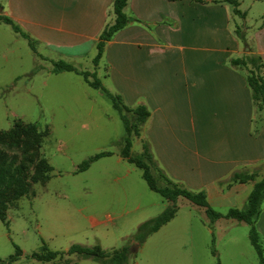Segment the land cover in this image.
<instances>
[{"label":"rangeland","instance_id":"374dc122","mask_svg":"<svg viewBox=\"0 0 264 264\" xmlns=\"http://www.w3.org/2000/svg\"><path fill=\"white\" fill-rule=\"evenodd\" d=\"M239 2L241 11L250 5L264 9V0ZM232 15L234 37L243 45L246 26L241 15L234 10ZM22 40L23 45H11L14 52L10 50L6 59L11 39L0 35V150L10 169L29 185L28 193L19 198L10 190L0 194L4 264L16 246L24 254L12 264H102L78 253L50 262L30 258L43 241L54 251H67L74 243L100 245L107 251L127 246L125 264H260L249 225L216 227L204 208L184 197L177 199L176 216L139 244L133 238L138 226L171 202L150 189L142 169L122 158L123 118L102 90L79 73L52 72L54 60L41 55L36 43L34 51ZM99 63L89 60L77 68L95 72L108 89L106 71H97ZM125 118L130 124L131 115L126 113ZM142 128L138 135L131 133V153L136 156L146 142ZM99 152L111 154L78 170L83 160ZM42 160L44 171L39 173ZM151 171L165 187L158 170L152 166ZM253 172L258 174L256 181L264 177Z\"/></svg>","mask_w":264,"mask_h":264},{"label":"crops","instance_id":"0c3cea01","mask_svg":"<svg viewBox=\"0 0 264 264\" xmlns=\"http://www.w3.org/2000/svg\"><path fill=\"white\" fill-rule=\"evenodd\" d=\"M113 3L0 0V12L36 41L41 55L80 68L94 59L100 34L114 22ZM229 4L128 0L124 11L130 21L106 42L97 69L106 71L105 85L127 106L149 109L142 136L158 167L187 189L205 190L209 204L221 213L246 208L255 184L231 183L234 172L264 173V111L247 81L248 70L264 78V9L242 10V45L234 37ZM2 34L11 39L7 53L14 52L12 44L27 40L0 22ZM238 58L247 66L233 64ZM211 223L245 224L228 218ZM256 227L264 245V200Z\"/></svg>","mask_w":264,"mask_h":264},{"label":"trees","instance_id":"16d2710c","mask_svg":"<svg viewBox=\"0 0 264 264\" xmlns=\"http://www.w3.org/2000/svg\"><path fill=\"white\" fill-rule=\"evenodd\" d=\"M196 2H204L203 0H194ZM233 6V10L236 14L244 16V12L239 9V0H225ZM128 3V0H114L113 11L115 14V20L113 23L108 24L102 33L100 34V40L97 45L98 52L93 59V63L98 65L101 59L106 42L109 41L113 35L120 29L124 28L130 21L129 17L125 13L124 9ZM0 22L8 24L16 33H20L24 38H26L35 51L36 41L32 39L23 29L16 24L9 16L0 12ZM245 40V36H242ZM255 61V59H254ZM233 64L247 66V61L238 58L233 60ZM52 72L61 73L64 71L76 72L81 74L85 81L92 87L98 88L104 92V94L111 100L114 108L120 113L123 118L126 136L124 140V146L122 148V157L128 162L134 164L143 170V178L147 182L150 189L158 192L168 201L170 205L159 215L153 217L149 220L142 222L138 226V230L133 238L139 243L143 244L147 238L153 233L160 230L162 226L167 224L172 218L175 217L178 211L177 199L184 197L191 203L204 208L207 216L211 222H215L221 218L234 219L239 223H245L250 226L249 239L251 245L254 247L260 264H264V245L256 227V221L261 212L262 202L264 200V177L260 181H256L258 174L256 172L248 171H236L232 174L230 182H240L248 183L256 181L252 191L250 192L247 199V206L244 209L230 208L227 213H221L215 210L208 202L207 193L205 190L193 191L189 190L179 183L172 181L157 165L153 154L150 150L148 143L143 144V151L139 156L133 155L131 153L132 140L131 133L138 135L140 128L148 120L150 116V111L144 104H139L136 107L127 106L120 94L112 93L108 90L101 82V80L96 76L95 72H90L87 70L80 71L74 64L59 60L52 61ZM264 67V64H262ZM37 70V69H36ZM247 81L252 89L253 99L260 111H264V78L256 73L255 70H248ZM131 115L130 124L125 118V115ZM110 152H99L85 160L79 165L78 170L83 171L90 167V165L103 156H109ZM45 161L42 160L38 163L37 169L41 173L44 171ZM154 166L159 174L166 182L165 187H160L156 178L153 176L151 168ZM48 177V176H47ZM5 190H10L14 198H19L24 196L29 191V185L25 182L24 178L11 170L7 164L5 154L0 150V194ZM1 219L4 218V213L0 210ZM214 240V239H213ZM86 254L94 257L97 261L102 264H125L128 259V248L127 246H122L120 248H115L113 250L107 251L103 249L100 245L89 246L81 243H74L70 246L67 251H54L51 250L47 243L43 241L40 251H34L29 257L42 262L54 261L57 258H64L66 255L71 254ZM23 251L19 246H16L15 254L11 255L7 263L12 264L18 261L23 255ZM6 260L0 257V264H4Z\"/></svg>","mask_w":264,"mask_h":264}]
</instances>
